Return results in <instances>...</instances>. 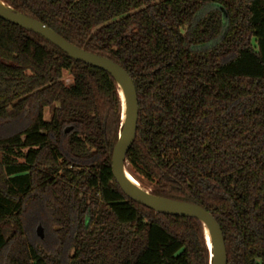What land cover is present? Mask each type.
Segmentation results:
<instances>
[{"label": "trees", "instance_id": "1", "mask_svg": "<svg viewBox=\"0 0 264 264\" xmlns=\"http://www.w3.org/2000/svg\"><path fill=\"white\" fill-rule=\"evenodd\" d=\"M2 1L125 69L138 103L126 170L209 212L227 264H264V0ZM119 131L109 73L0 19V264H209L197 219L123 194ZM32 211L52 249L32 244Z\"/></svg>", "mask_w": 264, "mask_h": 264}, {"label": "water", "instance_id": "2", "mask_svg": "<svg viewBox=\"0 0 264 264\" xmlns=\"http://www.w3.org/2000/svg\"><path fill=\"white\" fill-rule=\"evenodd\" d=\"M0 19L16 24L24 30L41 36L73 60L99 68L111 75L116 83L120 100V131L111 154V172L114 180L125 196L153 210L155 213L197 219L201 223L209 252V264H227L226 249L221 230L209 212L197 204L172 200L152 194L150 190L142 187L126 170V154L136 136L138 103L134 84L125 69L106 57L90 53L83 48L75 46L47 25L16 11L2 0H0ZM119 87L122 90L125 103L124 118L122 117L123 104ZM70 129L71 127L69 126L64 131L69 132ZM129 178L135 180L138 186H133ZM204 228L208 232L209 241H207Z\"/></svg>", "mask_w": 264, "mask_h": 264}, {"label": "rangeland", "instance_id": "3", "mask_svg": "<svg viewBox=\"0 0 264 264\" xmlns=\"http://www.w3.org/2000/svg\"><path fill=\"white\" fill-rule=\"evenodd\" d=\"M70 79H65L69 82ZM40 215L35 212H29L25 219V228L28 231V236L32 244L42 243L47 249H52L53 246V232L48 225L41 222Z\"/></svg>", "mask_w": 264, "mask_h": 264}, {"label": "bare ground", "instance_id": "4", "mask_svg": "<svg viewBox=\"0 0 264 264\" xmlns=\"http://www.w3.org/2000/svg\"><path fill=\"white\" fill-rule=\"evenodd\" d=\"M119 93H120L121 100H122V104H123V113H122V117L124 118V114H125V113H124V112H125V103H124L123 93H122V90H121L120 87H119ZM129 180L131 181V183L133 184V186H135V187L138 186V184H137V182H136L135 180H133V179H131V178H129ZM204 230H205V235H206V237H207V241H209L208 232H207L206 228H204Z\"/></svg>", "mask_w": 264, "mask_h": 264}]
</instances>
